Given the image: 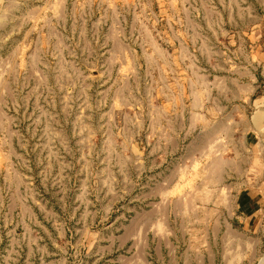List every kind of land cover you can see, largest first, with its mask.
I'll return each instance as SVG.
<instances>
[{
  "label": "crops",
  "instance_id": "0c3cea01",
  "mask_svg": "<svg viewBox=\"0 0 264 264\" xmlns=\"http://www.w3.org/2000/svg\"><path fill=\"white\" fill-rule=\"evenodd\" d=\"M48 2L42 1L43 9ZM8 8L25 9L28 19L33 3L10 0ZM169 12L168 49L154 43L142 51L148 72H164L144 83L155 96L125 114L118 129L123 152L139 154L137 162L123 165L138 169L131 175L147 183L125 196L122 234L138 241L121 264H251L264 238V0H172ZM7 25L10 20L0 22V41L15 39ZM2 101L0 135L3 122L12 120ZM55 131L43 133L65 135ZM14 149L10 141L8 152ZM54 149L61 151L43 146L46 153ZM60 165L48 162L44 169ZM9 168L0 156V202L4 181L15 190V211L14 194L22 186ZM45 177L43 202L27 193L21 206L58 215L54 211L65 207L63 178ZM68 195L79 197L74 189ZM49 201L55 203L51 214ZM145 235L153 236L152 245L140 241ZM149 251L155 262L148 260Z\"/></svg>",
  "mask_w": 264,
  "mask_h": 264
},
{
  "label": "rangeland",
  "instance_id": "374dc122",
  "mask_svg": "<svg viewBox=\"0 0 264 264\" xmlns=\"http://www.w3.org/2000/svg\"><path fill=\"white\" fill-rule=\"evenodd\" d=\"M42 1L31 0L25 19V9L10 10V0H1L0 22L10 20L5 30L15 39L0 41V97L12 118L3 122L0 156L22 187L12 211L15 190L1 183L0 264H121L138 241L122 234L125 196L147 183L123 165L139 154L123 152L118 129L125 114L155 96L144 83L164 72H148L142 51L154 43L168 49L172 0H49L47 9ZM4 128L17 133L6 136ZM57 129L65 135L43 133ZM47 145L61 151L43 152ZM53 161L59 169H44ZM56 174L65 207L53 215L49 201L51 215L25 211L26 194L43 202L42 179ZM73 189L79 197L68 195ZM140 241L152 245L153 236ZM252 253L251 264H264V238ZM147 258L155 262L150 251Z\"/></svg>",
  "mask_w": 264,
  "mask_h": 264
}]
</instances>
